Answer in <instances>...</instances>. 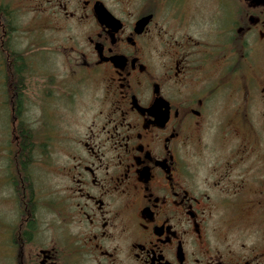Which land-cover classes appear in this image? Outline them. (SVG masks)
Instances as JSON below:
<instances>
[{
  "label": "flooded vegetation",
  "instance_id": "1",
  "mask_svg": "<svg viewBox=\"0 0 264 264\" xmlns=\"http://www.w3.org/2000/svg\"><path fill=\"white\" fill-rule=\"evenodd\" d=\"M20 1L72 43L35 58L0 2V264H264V0ZM35 75L73 110L93 92L42 212Z\"/></svg>",
  "mask_w": 264,
  "mask_h": 264
},
{
  "label": "rangeland",
  "instance_id": "2",
  "mask_svg": "<svg viewBox=\"0 0 264 264\" xmlns=\"http://www.w3.org/2000/svg\"><path fill=\"white\" fill-rule=\"evenodd\" d=\"M12 1V2H11ZM0 0L3 6L15 7L16 4L20 9L16 12L15 17L17 19L18 32L16 34V44L18 47L31 48L34 51L32 54L35 58H38L41 51H51L54 49V45L60 43H65L70 45L72 42L64 41L68 38L70 33L68 31L57 33L53 37H43L41 32H33L30 30V21H42V18H38V13L33 12L32 8H27L23 1L20 0ZM24 7V8H22ZM18 8V7H15ZM40 30L37 28V31ZM59 30V29H58ZM34 46V48H33ZM45 59L43 61H52L54 73L59 80L66 79L65 73L59 63V58L54 54H44ZM35 77H38L35 75ZM38 77L35 84V96H31L30 99L26 92V105L28 106L29 113H27L26 121L30 124L33 133V139L35 140V145L30 153V158L32 159V172L34 179V187L38 205L41 212L48 210V204H50V199L48 195L50 192L57 190L59 187L58 181L60 179V172L63 163L66 161V150L63 145V135L69 130L74 129L77 124L82 122L85 116V111L88 109L92 102L93 92L88 89L90 84L84 82L82 86L81 96L77 100L76 110L70 109L69 104L64 105L62 102V97L55 94V91L46 89L44 92L42 80ZM77 77L71 78L69 83L71 86H76ZM4 86V84H3ZM55 89V88H53ZM52 90V89H51ZM56 90V89H55ZM51 101L56 112L47 106V116L44 111H46V105ZM9 106V104H8ZM11 111H9L10 114ZM9 115L7 116L6 111L1 109V96H0V165L6 161V156H10V149L12 145V135L8 128ZM49 121V122H48ZM11 125V121H10ZM4 172V171H3ZM1 182V180H0ZM4 193V192H3Z\"/></svg>",
  "mask_w": 264,
  "mask_h": 264
},
{
  "label": "trees",
  "instance_id": "3",
  "mask_svg": "<svg viewBox=\"0 0 264 264\" xmlns=\"http://www.w3.org/2000/svg\"><path fill=\"white\" fill-rule=\"evenodd\" d=\"M27 155H29L28 152H27ZM23 156H26L25 151H23L22 154H21V157H23Z\"/></svg>",
  "mask_w": 264,
  "mask_h": 264
}]
</instances>
